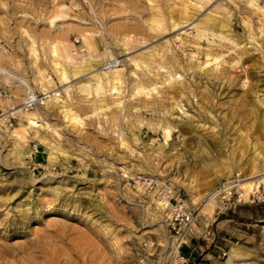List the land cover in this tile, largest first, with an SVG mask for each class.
<instances>
[{"label":"rangeland","instance_id":"374dc122","mask_svg":"<svg viewBox=\"0 0 264 264\" xmlns=\"http://www.w3.org/2000/svg\"><path fill=\"white\" fill-rule=\"evenodd\" d=\"M0 91V264H189L139 180L182 190L193 238L264 170V0H0ZM250 227L218 264H264Z\"/></svg>","mask_w":264,"mask_h":264},{"label":"built area","instance_id":"2783aa9c","mask_svg":"<svg viewBox=\"0 0 264 264\" xmlns=\"http://www.w3.org/2000/svg\"><path fill=\"white\" fill-rule=\"evenodd\" d=\"M121 62L119 58L109 59L104 66L106 69H113L118 67ZM30 94L28 92L23 101V106L27 109L42 102L40 98H32ZM245 170L246 165L240 166L234 171L231 178L222 181L208 193L211 201L217 203V215L235 211L241 205L264 204V177L261 180L255 179L253 186L247 190L244 185ZM139 181L148 189L153 190L164 205L168 216V226L174 241V250L176 247L178 256H181L183 247L188 245L192 239L191 234L196 219L194 207L182 190L167 180L159 177H141ZM205 234L212 238L216 236V232L210 226H207ZM227 253L226 250H222L220 256L224 257ZM181 257L184 261L186 260L184 255ZM190 264H196V262Z\"/></svg>","mask_w":264,"mask_h":264},{"label":"crops","instance_id":"0c3cea01","mask_svg":"<svg viewBox=\"0 0 264 264\" xmlns=\"http://www.w3.org/2000/svg\"><path fill=\"white\" fill-rule=\"evenodd\" d=\"M264 218V204L241 205L227 217L213 219L212 229L216 232L214 238L207 234L202 237H193L182 252L188 255L189 264H218L221 250L230 249L235 241L249 238L251 227ZM214 240V243H212Z\"/></svg>","mask_w":264,"mask_h":264},{"label":"bare ground","instance_id":"6f19581e","mask_svg":"<svg viewBox=\"0 0 264 264\" xmlns=\"http://www.w3.org/2000/svg\"><path fill=\"white\" fill-rule=\"evenodd\" d=\"M215 21V20H214ZM216 22H217V20H216ZM216 22H213L214 24L216 23ZM221 22V21H220ZM220 22L219 23H217L218 25H221L220 24ZM224 25V24H223ZM223 25H222V27H223ZM227 28V27H226ZM218 46V45H217ZM121 69H123L121 66H118V67H115V68H113L112 70H113V73H114V76L112 77V78H110V77H106V74H108V72L110 71V70H107L106 68H105V66L103 65L102 67H97V68H94V70H95V73H94V76H95V78H97L98 80L97 81H100V82H102V81H108V82H111V81H113V80H115L116 81V79H117V81L120 79V71H121ZM111 72V71H110ZM212 74V73H211ZM213 75V74H212ZM217 75V74H216ZM110 76H111V74H110ZM209 76H211V75H209ZM31 94V96H32V98H39L36 94H34L32 91L30 92ZM47 97V96H46ZM45 98V97H44ZM11 116V115H10ZM29 123L31 124V125H39V122L36 120V119H34V118H30L29 119ZM38 127V126H37ZM166 130H167V135L169 136L170 135V130L169 129H167L166 128ZM22 136V135H21ZM264 136V135H263ZM14 137V136H13ZM20 140V139H19ZM17 142V141H16ZM20 144V143H19ZM16 145V144H15ZM18 147V146H17ZM264 160V154H259L258 155V157H257V161H263ZM233 171V170H232ZM229 173V172H228ZM254 175V176H253ZM251 177H246V178H244V185L246 186V188H247V190H249L252 186H253V182H254V180H252V179H250V178H252V177H255L256 175H261L260 176V178H258V180H261L263 177H264V170H262V171H259V172H256V173H254ZM225 176H227V174L225 175ZM224 175L222 176V178H224L225 177ZM229 179V178H228ZM205 201H207L208 203H211L212 201H211V199L209 198V196L207 195L206 196V198H205ZM206 204V203H205ZM209 205V204H208ZM207 206V205H206ZM24 216V215H23ZM24 218V217H23ZM26 219V218H25ZM12 225V224H11ZM3 251V250H2ZM175 251H177L178 252V249H176ZM43 253V252H42ZM49 255V254H48ZM50 257H52V256H50ZM35 258V257H34ZM46 258H47V256H46ZM2 259H3V257H2ZM31 259V258H30ZM48 259V258H47ZM58 259V258H57ZM4 260H5V258H4ZM52 260H53V258H52ZM32 262H33V260H31ZM35 261V260H34ZM37 261V260H36ZM54 262V261H53ZM34 263V262H33ZM39 263V262H38ZM42 263V262H41ZM50 263H51V261H50ZM60 262H58V264H59ZM47 264H48V262H47ZM52 264V263H51Z\"/></svg>","mask_w":264,"mask_h":264}]
</instances>
